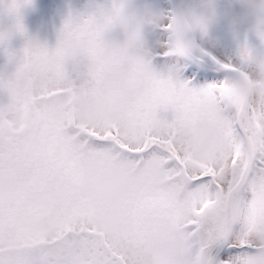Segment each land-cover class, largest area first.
Listing matches in <instances>:
<instances>
[{"label": "snow or ice", "instance_id": "1", "mask_svg": "<svg viewBox=\"0 0 264 264\" xmlns=\"http://www.w3.org/2000/svg\"><path fill=\"white\" fill-rule=\"evenodd\" d=\"M30 2L0 0V12L15 20L0 29V43L15 33L27 35L21 9ZM122 7L123 0H116L112 10ZM110 13L82 21L69 16L51 47L29 37L18 58L9 53L11 73H0V90L8 96L0 102V118L9 103L19 117L6 135L0 134V178L14 176L22 185L0 207V264H126L129 248L172 240L178 225L210 236L200 217L225 189L247 206L244 231L264 233V98L226 104V80L197 89L152 67L146 85L120 116L100 114L86 124L75 120L68 95H101L105 60L97 39ZM70 43L83 47L73 54ZM241 55L248 58L251 50L245 46ZM208 101H218L220 109L208 110ZM204 120L216 121L223 132L211 161L191 157V131ZM117 164L131 172L133 181L111 205L120 211L121 225L104 231L97 223L101 211L84 188L89 172L106 175ZM177 174L189 179L180 194L174 186ZM249 181L255 182V199ZM53 193L60 196L54 206ZM37 217L49 221L43 232L5 245L21 221ZM235 245L256 246L250 240Z\"/></svg>", "mask_w": 264, "mask_h": 264}, {"label": "clouds", "instance_id": "2", "mask_svg": "<svg viewBox=\"0 0 264 264\" xmlns=\"http://www.w3.org/2000/svg\"><path fill=\"white\" fill-rule=\"evenodd\" d=\"M222 20H227L233 29L246 27L252 30L264 45V0H180L175 11L161 8L152 0H123V7L111 11L110 20L102 24L98 33L97 50L105 60L101 95L75 93L66 97L75 120L86 124L100 114L120 116L132 97L146 85L147 73L161 54L160 49L168 58L170 68L179 73L202 48V40L210 30ZM169 23L170 27L165 29ZM160 30H163L162 38L152 42L150 35ZM82 47L77 43L68 45L73 54L79 53ZM250 50L252 67L236 71L226 79L223 95L226 104H237L250 97L264 98V48L254 45ZM205 106L210 111L220 109L218 101H208ZM18 119L14 104L9 103L5 116L0 118V134L6 135L12 122ZM222 136L216 121L204 120L196 124L189 137L192 159L214 160ZM132 181L131 172L122 164L115 165L106 175L87 174L84 191L101 211L97 223L102 230L113 231L121 225L123 217L111 205L129 189ZM188 184L186 175L177 174L174 179L177 194ZM21 187L17 177L0 178V207L7 206ZM255 187V182H248L253 199L256 198ZM59 200V194L53 193V206ZM200 219L208 225L210 236L193 235L184 225H178L172 240H157L129 248L126 264H264V233L249 235L244 231L243 226L249 219L248 209L237 193L227 189L220 192L215 206ZM48 223L43 217L25 219L4 243L13 246L23 235L43 232ZM242 240H250L255 248L244 255L224 259L216 255L218 246L225 242L235 245Z\"/></svg>", "mask_w": 264, "mask_h": 264}, {"label": "rangeland", "instance_id": "3", "mask_svg": "<svg viewBox=\"0 0 264 264\" xmlns=\"http://www.w3.org/2000/svg\"><path fill=\"white\" fill-rule=\"evenodd\" d=\"M65 7L61 9V7L57 8L58 13L56 15H49L54 13V3L51 0H31L30 3H25L21 9V17L23 23L27 29V35L17 33V36L20 38L22 43H25L31 34H33L34 40H38L40 42H47L48 45L54 46L53 38V30L52 26L48 20L50 16L55 17L54 24L59 23V28L61 29L65 20L68 19L70 14H74L79 12L80 10L85 11L87 15H96L97 17L103 19L106 15H108L112 9L113 4L116 0H63ZM154 4L163 8L161 0H152ZM164 8H166L164 6ZM72 11V12H71ZM15 20L13 17H9L6 13L0 12V29L6 28L10 24L14 23ZM31 23L32 26L28 30V24ZM160 38L159 34H151L150 40L152 42H156L157 39ZM8 44H10V39L7 40ZM259 43L257 37L254 32L246 27H242L239 30L233 28H227L223 24L215 25L209 32V34L202 40V46L216 58L224 64H233L242 70H247L252 67L253 60L252 56L245 58L241 55V50L245 46L251 49L254 45ZM8 44L3 42L0 43V71L5 64L2 55H5L8 51ZM159 47V45H157ZM155 69H159V72H163L168 74L169 72L176 76V74L183 73L184 69L177 73L172 70L170 67L165 69L160 64H155L153 66ZM5 76L9 75L6 71H3ZM216 78V79H215ZM229 78V76L225 77H213V76H205L196 80L191 78L190 75H185L184 77H180V80H187L190 82V85L194 88L201 89L206 88L209 85L223 81ZM8 96L6 91L0 90V102H6ZM169 115H171L169 113ZM234 245V244H233ZM230 246V245H229ZM250 250H238V249H230L225 251V254L221 257V259L234 257L239 255H244Z\"/></svg>", "mask_w": 264, "mask_h": 264}, {"label": "water", "instance_id": "4", "mask_svg": "<svg viewBox=\"0 0 264 264\" xmlns=\"http://www.w3.org/2000/svg\"><path fill=\"white\" fill-rule=\"evenodd\" d=\"M180 5V0H175V6L176 9L179 7ZM85 18V14L81 13L75 17H73V19L75 21H82ZM200 56H202L203 58H205L206 60H208L210 62V64L217 70L222 71V72H227L231 75H235L236 71L232 70V69H227L223 66L222 63H220L213 55H211L209 52H207L206 50H204L203 48H201L198 52H197ZM228 246V243L225 242L224 244L220 245L217 247L216 251V255L221 258L226 250Z\"/></svg>", "mask_w": 264, "mask_h": 264}, {"label": "trees", "instance_id": "5", "mask_svg": "<svg viewBox=\"0 0 264 264\" xmlns=\"http://www.w3.org/2000/svg\"><path fill=\"white\" fill-rule=\"evenodd\" d=\"M11 40H12V42H13V44H14V51L15 52H17V53H20V44L18 43V42H16V40H15V37L14 36H12V38H11ZM261 47H263L264 48V45H260ZM22 49H23V46L21 47V52H22ZM16 54V53H15ZM17 56V55H16ZM193 69L195 70V71H204V69L202 68V65H200L199 63H197V62H194V64H193ZM197 69V70H196ZM210 70L212 71V72H214V73H216L217 75H226V74H221L220 72H218L217 70H215V69H213L212 67H210Z\"/></svg>", "mask_w": 264, "mask_h": 264}, {"label": "flooded vegetation", "instance_id": "6", "mask_svg": "<svg viewBox=\"0 0 264 264\" xmlns=\"http://www.w3.org/2000/svg\"><path fill=\"white\" fill-rule=\"evenodd\" d=\"M164 2L167 4V3H168V0H161V3H162L163 8H164ZM170 2H171V0H170ZM165 9H169V10L174 11V7H173L172 3H171V4H168V8H165ZM160 51H161V54H162L163 49H160ZM163 56H164V55H163ZM197 58H198V56L195 55L194 58H193V60H194V59L197 60ZM198 59H199V58H198ZM164 60H166L167 62H169L168 58L165 57V56H164L163 58H157V57H156V59H155V64H160V65H162V62H163ZM169 67H170V64L168 63L166 69H168ZM156 70H157V71H160L159 69H156Z\"/></svg>", "mask_w": 264, "mask_h": 264}]
</instances>
